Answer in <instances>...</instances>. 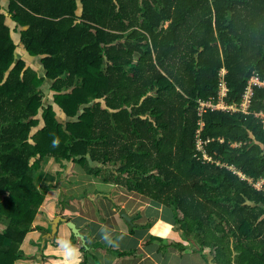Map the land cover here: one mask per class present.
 I'll return each mask as SVG.
<instances>
[{"label": "trees", "instance_id": "obj_1", "mask_svg": "<svg viewBox=\"0 0 264 264\" xmlns=\"http://www.w3.org/2000/svg\"><path fill=\"white\" fill-rule=\"evenodd\" d=\"M15 33L45 73L18 60ZM223 69L229 103L264 77V0L0 5V264L21 258L46 200L36 175L47 158L169 209L180 253L264 264V88L250 114L199 116L200 100L219 99Z\"/></svg>", "mask_w": 264, "mask_h": 264}, {"label": "crops", "instance_id": "obj_2", "mask_svg": "<svg viewBox=\"0 0 264 264\" xmlns=\"http://www.w3.org/2000/svg\"><path fill=\"white\" fill-rule=\"evenodd\" d=\"M9 4L10 0H0L3 8L7 9ZM7 24L16 30L17 24L10 18ZM18 34L15 39L19 40H16L19 49L23 46H20L21 34ZM22 50L26 54L25 49ZM60 173L68 177L65 191L56 186L47 191L45 186L52 187ZM82 173L75 164L64 167L52 158L43 162L36 179L46 200L33 229L20 247L18 264H218L213 254L191 249L180 253L169 245L178 239L172 230L173 219L166 215V220L164 216V206L120 185L99 181L98 185H102L99 188L94 179H90L92 187L82 188ZM73 184L79 186L69 196ZM105 185L111 189L105 191ZM117 187H122L126 194ZM122 208L133 217L134 225L120 216ZM57 216L76 223L85 239L77 236L66 221H61L57 234L53 235V222ZM154 237L162 238L168 244L167 249L152 240ZM123 252L126 255L120 254Z\"/></svg>", "mask_w": 264, "mask_h": 264}, {"label": "built area", "instance_id": "obj_3", "mask_svg": "<svg viewBox=\"0 0 264 264\" xmlns=\"http://www.w3.org/2000/svg\"><path fill=\"white\" fill-rule=\"evenodd\" d=\"M227 69H223L220 76H221V83H220V96L218 100L215 99H208V100H200L199 101V116H202L206 111L213 110V111H228L234 113H243V114H250L252 102L254 99L255 89L258 87L264 88V77L259 74H256L252 77L249 81V86L246 92L242 96V100L240 102L229 103V92L230 89L227 84ZM262 116V115H259ZM264 118V116H262ZM199 133V132H198ZM205 142L199 140L198 141V151L204 153V146ZM205 159L207 156L205 155ZM263 183L259 184L261 187Z\"/></svg>", "mask_w": 264, "mask_h": 264}, {"label": "rangeland", "instance_id": "obj_4", "mask_svg": "<svg viewBox=\"0 0 264 264\" xmlns=\"http://www.w3.org/2000/svg\"><path fill=\"white\" fill-rule=\"evenodd\" d=\"M14 37L16 38V37H19V34L18 33H15V35H14ZM18 39V38H17ZM16 39V40H17ZM17 42H19V40H17ZM23 48V47H22ZM22 48L20 47L19 49H18V51H17V55H18V60H25L26 62H28V64H29V67L30 66H33L34 68H36L37 70H39L42 74L43 73H45V71H44V66H43V63H42V58H37V59H30L29 57H28V55H27V53L25 54L24 53V50H22ZM40 73V74H41ZM52 84H53V82H51V81H48L47 82V84L45 85V87H44V91H45V93L47 94V99H46V101L47 102H49V103H51V104H53L54 103V93H52V91H50V87H52ZM48 103V104H49ZM59 116H62L61 115V113L59 114ZM94 167H97V164H94L93 165ZM81 172H83L82 174H83V179H82V182L84 183V184H80L81 185V187L82 188H85L86 186L88 187V186H91L92 187V185H91V180L90 179H94L95 180V183L97 184V187H99V188H102L101 186H99L98 185V183H99V181H101L99 178H96V177H94V176H90L89 174H87L86 173V171H84V170H81ZM63 174L64 173H60V175H59V180H57L56 181V179H54L53 180V184H52V187L51 186H45L46 187V189H47V191H51L52 189H53V187H57V188H59L60 187V189L62 190V191H65L64 190V187H66L67 186V184H66V182H67V179H68V177L66 176V175H64L63 176ZM37 176V175H36ZM38 178V177H37ZM50 179H47V183H50ZM64 183H63V182ZM66 181V182H65ZM61 184H65V185H61ZM77 186H79V184H73V186L71 187V190H70V193H71V195L69 194V196H72V194H73V191L75 190V189H77L78 187ZM105 187H106V190L105 191H109L110 189H111V186H106L105 185ZM117 188H120L121 190H123L122 192H124L125 194H126V192L124 191V189L122 188V187H117ZM56 189V188H55ZM116 191H118L117 189H116ZM44 192H45V190H44ZM117 193V192H116ZM120 196H121V193L119 194ZM141 199H142V201H146V198H144V197H141ZM74 201V200H73ZM130 203H131V200H130ZM173 212H171L169 209H167V208H165L164 207V216H165V218H166V220H167V216L166 215H170V218H173L174 219V217H175V214L173 213ZM172 224V230H173V232H174V235L176 236V239H178V240H180V236H179V234L181 235L182 234V230L183 229H181L180 228V226H175V224H174V222H172L171 223ZM174 226V227H173ZM181 238H182V236H181Z\"/></svg>", "mask_w": 264, "mask_h": 264}, {"label": "water", "instance_id": "obj_5", "mask_svg": "<svg viewBox=\"0 0 264 264\" xmlns=\"http://www.w3.org/2000/svg\"><path fill=\"white\" fill-rule=\"evenodd\" d=\"M120 216L124 217L131 225H134L132 220H133V217L132 216H129L126 212L125 209H121L120 211ZM61 221H66L68 223V225L73 229L74 233L77 235V236H81L84 238V236L81 234L79 228L77 227V224L72 222V221H68L67 218L65 217H62V216H57L55 219H54V224H53V235H56L58 230H59V226H60V223Z\"/></svg>", "mask_w": 264, "mask_h": 264}, {"label": "clouds", "instance_id": "obj_6", "mask_svg": "<svg viewBox=\"0 0 264 264\" xmlns=\"http://www.w3.org/2000/svg\"><path fill=\"white\" fill-rule=\"evenodd\" d=\"M55 143H57V142H54V144H55ZM105 238H107V237H105Z\"/></svg>", "mask_w": 264, "mask_h": 264}]
</instances>
